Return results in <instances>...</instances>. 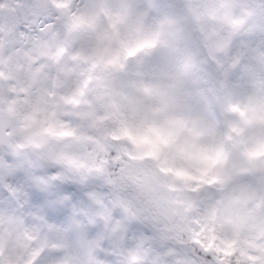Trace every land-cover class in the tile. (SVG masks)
I'll return each instance as SVG.
<instances>
[{
    "label": "clouds",
    "instance_id": "clouds-1",
    "mask_svg": "<svg viewBox=\"0 0 264 264\" xmlns=\"http://www.w3.org/2000/svg\"><path fill=\"white\" fill-rule=\"evenodd\" d=\"M154 2L9 0L4 9L43 27L0 34V185L55 169L99 200L53 264H173L177 250L212 264L205 249L234 238L226 214L250 236L264 231V0ZM18 211L0 192L12 235L35 226Z\"/></svg>",
    "mask_w": 264,
    "mask_h": 264
},
{
    "label": "snow or ice",
    "instance_id": "snow-or-ice-1",
    "mask_svg": "<svg viewBox=\"0 0 264 264\" xmlns=\"http://www.w3.org/2000/svg\"><path fill=\"white\" fill-rule=\"evenodd\" d=\"M13 5L19 0H12ZM149 8L156 7L154 0H147ZM9 8V0H0V34L12 32L15 34H34L42 28L39 21L33 15L20 11L4 9ZM39 25V27H37ZM116 28V24H113ZM107 34L102 35L103 41ZM121 43L128 47L127 42ZM151 41L139 43L134 48H129L127 56L134 59L141 51L150 46ZM125 65L121 64L123 70ZM70 135V133H64ZM49 173L33 175L30 172H19L9 177L10 183L0 185V192L9 198L13 206L16 207L18 215L25 216L30 224L35 222V226L22 229L15 235L5 231L4 220L0 218V264H38L42 252L50 250L49 260L46 264H53L52 258L58 255L66 240L68 231H86L79 226V220L86 216L93 219L90 213L92 200L99 203L94 192L87 188H79L62 184V176ZM34 185H39L46 189L47 195L41 198L34 190ZM119 203V202H117ZM239 197L233 199V204L239 206ZM71 209V217L68 209ZM223 224L233 225V239L225 241L226 247L215 252L205 249L208 259L212 264H264V231H258L254 236L245 233L238 224H234L231 215L226 214L222 218ZM121 225L117 221L113 232ZM43 228V231L41 230ZM112 248L110 243H106L101 255H108ZM173 264H193L179 250L171 253ZM63 264H68L65 259Z\"/></svg>",
    "mask_w": 264,
    "mask_h": 264
}]
</instances>
